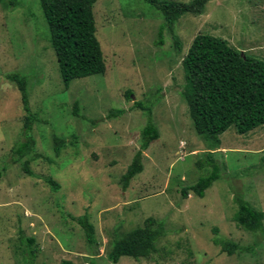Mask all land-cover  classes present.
<instances>
[{
    "label": "rangeland",
    "instance_id": "rangeland-1",
    "mask_svg": "<svg viewBox=\"0 0 264 264\" xmlns=\"http://www.w3.org/2000/svg\"><path fill=\"white\" fill-rule=\"evenodd\" d=\"M16 1L14 8L0 5V264H23L21 237L34 239L33 264H87L92 255L96 264H111L112 242L149 217L165 229L155 252L148 259L121 257L117 264H264V218L256 234L233 219L236 197L264 214V125L244 135L229 128L219 136V149L207 154L180 95L182 58L197 34L221 38L264 62V0H209L201 15L180 17L179 52L166 32L157 44L162 17L143 0H97L95 37L106 70L73 80L68 89L39 1ZM9 73L27 80L28 106L37 119L35 151L48 160L31 161V177L11 156L23 141L25 113L16 86L4 78ZM75 103L79 117L72 115ZM135 103L150 110L158 138L142 152L143 169L123 190L120 177L149 120ZM110 110L123 113L109 117ZM54 136L64 141L57 157ZM206 155L218 164L219 178L202 198L191 192L183 198L182 188L209 173V166L197 168ZM84 214L94 228L92 247L74 220ZM215 236L239 249L222 253L212 243Z\"/></svg>",
    "mask_w": 264,
    "mask_h": 264
},
{
    "label": "trees",
    "instance_id": "trees-1",
    "mask_svg": "<svg viewBox=\"0 0 264 264\" xmlns=\"http://www.w3.org/2000/svg\"><path fill=\"white\" fill-rule=\"evenodd\" d=\"M38 1L64 89H68L73 80L102 76L106 66L95 37L93 17V7L97 0ZM143 1L157 10L162 17L157 31V44L162 45V37L166 32L174 40V48L179 52L180 44L175 34L177 21L184 15H201L209 0ZM16 3V0H0V5L7 8L16 7ZM181 65L184 84L180 95L187 106L195 133L208 147L207 154L211 155L219 149V136L229 128H233L238 135H244L264 125V62L230 47L221 38L197 34L182 58ZM4 78L16 86L25 113L21 132L23 141L12 147V160L14 163H21L24 174L31 177L29 163L36 159L48 160L35 151L32 126L37 119L28 106L27 80L18 73L5 74ZM129 95L127 92L126 98ZM135 106L145 111L149 120L140 132L139 150L120 177L123 190L128 187L130 180L142 171V152L158 138V131L151 123L150 110L139 103H135ZM122 113V110H110L108 116L116 117ZM72 115L79 117L77 103L73 106ZM81 119L84 120V117ZM63 145L62 139L53 137L54 156L59 155ZM208 156L206 155L205 161L197 163V168L209 166V173L200 177L192 186L182 188L183 198L187 197L188 192L202 198L204 192L219 178L220 168L216 161ZM47 184L52 191L58 189V185L52 180H48ZM235 203L237 212L233 219L237 226L252 234L261 233L264 214L242 198L236 197ZM74 220L82 229L87 245L94 246V228L88 217L84 214ZM213 232L217 234V229L214 228ZM164 235L163 222L149 217L141 227L121 234L112 242L107 261L117 264L121 257L133 260L148 259L156 250V242ZM21 242L26 244L23 264H33L37 252L33 247L34 239L21 237ZM212 243L227 255H232L239 249L237 244L217 236L213 238ZM60 264L74 263L62 261ZM87 264H96L93 255Z\"/></svg>",
    "mask_w": 264,
    "mask_h": 264
}]
</instances>
